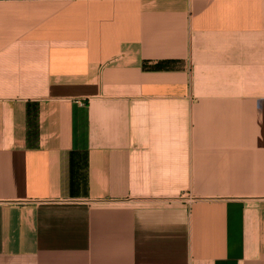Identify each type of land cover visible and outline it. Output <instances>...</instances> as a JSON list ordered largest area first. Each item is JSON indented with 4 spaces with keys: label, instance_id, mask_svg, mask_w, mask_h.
<instances>
[{
    "label": "crops",
    "instance_id": "0c3cea01",
    "mask_svg": "<svg viewBox=\"0 0 264 264\" xmlns=\"http://www.w3.org/2000/svg\"><path fill=\"white\" fill-rule=\"evenodd\" d=\"M0 264H264V0H0Z\"/></svg>",
    "mask_w": 264,
    "mask_h": 264
}]
</instances>
